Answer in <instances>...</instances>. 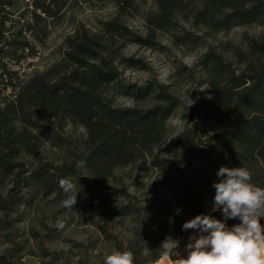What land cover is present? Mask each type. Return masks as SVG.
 <instances>
[{
  "label": "trees",
  "instance_id": "16d2710c",
  "mask_svg": "<svg viewBox=\"0 0 264 264\" xmlns=\"http://www.w3.org/2000/svg\"><path fill=\"white\" fill-rule=\"evenodd\" d=\"M72 1L0 0V232L10 215L51 196L65 219L127 221V237L114 250L131 251L134 264L165 257L160 246L168 236L179 241L168 257L174 261L195 232L182 225L213 209L222 166L245 167L250 182L264 187V0H150L144 34L122 19L145 0H111L116 12L101 23V33L76 28L64 38L58 61L19 80L7 63L40 57L37 43ZM249 26L262 32L245 35L243 47L227 42L220 51L219 43L208 42ZM160 34L177 48H203L196 66L206 94L192 93L189 108L154 79L120 84L119 66L146 68L125 57L123 45L157 48ZM8 85L13 95L5 94ZM110 90L134 104L117 105ZM181 108L182 127L171 133L169 120ZM70 127L83 131L73 135ZM44 144L56 150V161L44 159ZM80 160L86 166L78 169ZM126 167L127 186H112L115 171ZM61 178L81 190L72 209L61 207L67 198ZM92 190L100 193L87 199ZM213 216L222 220L217 211ZM97 228L106 235L104 225ZM43 253V264H72L62 251ZM8 263L0 255V264Z\"/></svg>",
  "mask_w": 264,
  "mask_h": 264
},
{
  "label": "rangeland",
  "instance_id": "374dc122",
  "mask_svg": "<svg viewBox=\"0 0 264 264\" xmlns=\"http://www.w3.org/2000/svg\"><path fill=\"white\" fill-rule=\"evenodd\" d=\"M139 10L125 16L122 20L132 31L144 34V16L153 9L152 2L145 0L139 5ZM116 12V7L111 0H73L61 18L51 24L49 34L42 43L37 46L42 50V55L30 70L41 71L52 63L58 61L64 51V38L78 27H85L90 33H101V23L111 19ZM262 28L249 26L235 28L229 33H220L209 43H219V50L223 51L224 44L230 42L237 46H244V37L257 35ZM162 46L148 48L132 43H126L121 50L125 57L139 59L145 64V69L128 68L119 66L120 84L143 85L149 80H156L169 86L170 92L178 97L182 106H191L192 93H204V86L200 84L202 73L196 66L197 59L202 53L201 49H186L174 47L167 34L159 35ZM183 67V68H182ZM182 68V69H181ZM114 101L119 106H131L134 102L120 94L110 90ZM148 102L138 103L139 107H146ZM182 108L175 111L169 120V132L176 133L181 127L180 115ZM69 133H82L81 128H68ZM44 159H58V154L49 144L41 148ZM129 168L115 171L116 180L112 186L124 182L127 186ZM100 191L92 190L87 194V199H94ZM60 205L54 197H43L35 200L32 207L21 208L19 214L9 216V225L0 232V255H5L8 264H43L48 258L44 256L47 251H62L68 256L72 264H104V259L114 250V242H124L127 237V221L118 219H96L91 224H83L79 220L65 219L67 214L60 213ZM224 220L222 209L216 210ZM213 216V211L208 210L207 215ZM214 217V216H213ZM57 219L65 220V228L57 230L54 226ZM261 221V219H260ZM231 228L239 224V218L224 221ZM105 227L106 235L101 233L97 225ZM56 235L52 236L49 235ZM112 234L113 237L109 236ZM108 235V237H107ZM187 241V240H186ZM185 243V242H184ZM183 243V244H184ZM14 249V252L10 250ZM14 253L15 256H11Z\"/></svg>",
  "mask_w": 264,
  "mask_h": 264
},
{
  "label": "clouds",
  "instance_id": "9594fccd",
  "mask_svg": "<svg viewBox=\"0 0 264 264\" xmlns=\"http://www.w3.org/2000/svg\"><path fill=\"white\" fill-rule=\"evenodd\" d=\"M86 166V161H77L78 169ZM217 176L222 179L214 183V207L222 209L224 220L212 215L200 214L182 225L184 231L195 230L185 246L187 258H179L176 264H264V187L251 183L252 173L245 167L222 166ZM59 187L66 194L61 207L72 209L77 203L76 183L71 178H61ZM179 209L177 213H179ZM239 218L241 223L229 228L224 221ZM65 220L57 219V230L65 228ZM178 240L165 238L160 248L165 257L171 256L177 248ZM104 264H134L131 251L114 250L104 259Z\"/></svg>",
  "mask_w": 264,
  "mask_h": 264
},
{
  "label": "built area",
  "instance_id": "2783aa9c",
  "mask_svg": "<svg viewBox=\"0 0 264 264\" xmlns=\"http://www.w3.org/2000/svg\"><path fill=\"white\" fill-rule=\"evenodd\" d=\"M41 54V52H40ZM40 57L36 56L34 58L27 57L25 60H19L17 62H8L7 65L11 69L17 72V77L19 80L25 79L27 76H29L30 70L34 65V61L38 60ZM14 91L11 86H7L5 89V94L13 95Z\"/></svg>",
  "mask_w": 264,
  "mask_h": 264
},
{
  "label": "crops",
  "instance_id": "0c3cea01",
  "mask_svg": "<svg viewBox=\"0 0 264 264\" xmlns=\"http://www.w3.org/2000/svg\"><path fill=\"white\" fill-rule=\"evenodd\" d=\"M241 223V222H240ZM261 225L264 226V217H261V221H260ZM196 233L194 232L193 235H195ZM187 243H189V239H187V241H185V243L181 246V248L179 249L178 252V257L176 260H170L168 257H162L159 260H157L156 262L152 263V264H176L177 260L179 258H187V251L185 250V246L187 245Z\"/></svg>",
  "mask_w": 264,
  "mask_h": 264
}]
</instances>
